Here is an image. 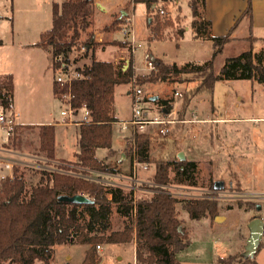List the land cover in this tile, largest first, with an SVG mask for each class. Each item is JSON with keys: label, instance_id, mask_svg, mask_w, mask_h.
<instances>
[{"label": "rangeland", "instance_id": "obj_1", "mask_svg": "<svg viewBox=\"0 0 264 264\" xmlns=\"http://www.w3.org/2000/svg\"><path fill=\"white\" fill-rule=\"evenodd\" d=\"M62 1L19 0L15 8L13 0H0V39L4 40V43L0 42V81L8 70L22 69V56L17 41H22L24 45L21 48L24 51L27 49L33 51L36 48L35 44L40 41L41 33L51 28L53 4ZM119 1L113 0L114 4H118ZM190 1H160L149 13L145 4H137L134 9H131L129 17L134 18L137 47L134 53L127 44L125 46L119 41L114 42L118 47L120 46L119 48L109 44L113 38L124 41L122 34L118 32V25V27L115 26L110 30L106 28L112 24L115 18L106 20V18L95 19L92 16L90 26L82 32L78 46L93 34L96 42L102 39V42H99L95 48L103 46L104 50L115 49L118 52L123 50L124 59L117 62L118 68L123 71L128 69L130 57L134 55L138 74L134 67L133 70L138 87L142 88L145 94L150 92L159 94L156 107L151 106L150 108L160 114L162 109L160 106L163 104V100L171 101L170 103L176 101L177 111L180 113L183 98H176L175 93L181 92L185 95L187 91L197 85L201 78L182 74L181 76H174L170 81L153 84H139L138 78L150 73L144 70L146 54L161 60V62L163 61L166 63L165 65L177 64L178 66H183L188 62L204 63L212 59L214 53L212 41L194 36L191 27L193 13ZM4 4H6V8ZM243 5L244 3L241 6L243 7ZM242 7L234 6L232 8L230 6L227 11L224 10V15L217 16V19L221 18V21H217V28L210 33H221L227 23H234L242 12L240 11ZM160 8L165 9L167 15H159L158 10ZM124 9L129 10V7H124ZM200 12L204 15L203 8L200 9ZM178 14L181 16L177 17ZM115 17L118 19L122 18L123 15L117 11ZM176 17L175 21L184 19L180 26L175 28V25L180 22H175L170 26L165 25V21L174 20ZM224 18L225 23L222 22ZM184 28H186L185 31ZM179 32L180 35L185 32L184 36L177 37L176 33ZM156 34L158 35L157 38L155 37ZM249 36V21L243 19L236 33L232 35L233 40L227 43L223 51L214 59L216 74L220 73L228 59L249 51L251 46H254L255 50L258 51L255 53V60L260 59L261 63L264 64V43L262 46L255 45L248 39ZM13 38L16 44L13 43ZM255 50L253 49V51ZM40 51L41 62L43 61L44 66L36 70L29 68L23 97L19 95L18 99L22 105V120L25 122V126L16 133L9 143L3 145L4 150H8L4 154L21 162L18 163V168L24 172L29 189L32 184L41 181L43 170L51 171L55 166L63 165L51 162L44 163L25 156H43L39 150V127L54 118L56 124V119H60V111L63 108V104L55 98L52 90L55 80L51 55L46 51ZM83 52L79 49L69 54L75 67H83L85 63L90 62L89 57H85ZM114 63L116 62L114 61ZM124 65H126V69L123 68ZM132 83L133 79L127 86L120 87L117 91L115 113L120 119L131 116V96L128 95L127 91L132 89ZM187 110L189 115L196 114L200 118H206V116L212 118L214 116L212 113L215 112L218 116L239 120L219 125L204 124L202 121L203 123L196 125V129L194 128L193 131L188 126L189 124L188 127L184 124V127H180L176 131L180 141L174 146L169 142V136L163 137L157 134L156 128L158 127H152L151 132L148 131L151 134L145 132L154 140L152 153L156 158L173 162L179 160V152H185L188 155L185 156V160L193 159L197 162L195 182L192 184L178 181L175 178L173 167H171V185L169 187L168 184V188L167 185L165 186L167 191L173 193L181 201L204 197L218 200L217 216H206L200 220L190 219L188 212L180 205L178 206L179 219L182 222V227L186 229L189 235L190 244L177 255V258L180 264H225L219 263V259L234 256L231 264H240L243 260L248 259L246 245L251 234L250 222L259 217L264 223V200L249 194H264V83L254 79L217 80L213 94L203 93L193 97ZM150 116L155 117L157 114ZM248 118H253V120ZM75 127L80 128L78 126H56L57 140L60 145L59 154L62 152L65 156H73L78 149L76 141L78 131ZM200 127H203L202 131L206 130L204 135L201 133L202 131H197ZM120 128L119 124L112 126L113 146L116 150L125 147L127 138L130 136V130H121ZM173 132H170V136ZM126 152L131 158L130 149H126ZM107 154L106 149L99 151L100 158ZM56 159L58 158L56 157ZM62 161L72 165L76 163ZM150 166L152 168V177L150 178L153 181L154 164ZM122 173L126 172L123 171ZM139 178L142 176H138ZM217 180L223 181L225 184L222 192L213 191L212 185ZM107 186L109 190L114 187L111 184H107ZM147 188L148 190H155V184L148 185ZM140 191V189L136 190L137 200L151 197L145 194L147 190ZM152 194L150 192V195ZM249 201L259 203L261 208L259 210L246 208ZM123 225L124 219L114 214V229H119ZM261 243L262 246L255 255L250 256L251 259H248L247 264H264V229ZM100 245L103 246V244ZM88 249L89 246L84 244L57 245L50 262L51 264H82ZM135 255V238L124 244H104L101 253L96 246L92 264H134ZM36 263L42 264L43 261L38 259ZM6 264L13 263L7 261Z\"/></svg>", "mask_w": 264, "mask_h": 264}, {"label": "trees", "instance_id": "obj_2", "mask_svg": "<svg viewBox=\"0 0 264 264\" xmlns=\"http://www.w3.org/2000/svg\"><path fill=\"white\" fill-rule=\"evenodd\" d=\"M160 1L168 0H132L130 3L145 4L148 10H152ZM205 1H190L192 29L196 38L212 41V59L204 63L188 62L183 66H167L155 59V70L138 78L139 84L167 82L182 74L201 78L194 88L183 94L182 109L178 115L181 120L185 119L192 98L203 93L212 95L217 80L254 79L264 83V64L260 59L255 60L254 46L240 56L228 59L220 73H215L214 59L231 41L232 29L223 36L211 35V21L200 12L201 8L204 9ZM95 9V0H63L53 4L51 28L43 32L40 41L35 44L51 55L53 67L56 57L63 56L70 62L69 54L81 50L82 46L85 47V57L94 55L99 42L95 41L93 34L78 44L82 32L90 26ZM251 12V0H248L245 14L249 16ZM170 20L165 21V25H172ZM124 21L125 17L118 18L106 28L113 29ZM249 40L255 41L254 38ZM133 67V55L130 57V66L124 71L113 62L97 61L95 58L83 67H76L86 78L72 83L69 91L72 106L79 109L85 105L92 119L79 128L80 152L73 165H78L80 169L61 165L51 171L43 170L41 181L32 184L29 189L24 172L15 168L14 178L2 183L0 264H6L7 261L13 264H37L38 259L43 261L42 264H51L55 247L62 244L90 246L82 264H92L97 245L124 244L133 238L136 239V264H180L177 255L189 246L190 240L179 219L178 206L185 209L192 220L217 216L218 200L204 197L181 201L167 191L165 186L170 184L171 167L180 182L192 184L195 182L197 163L189 160L166 162L156 158L152 153L154 140L147 133L137 136V153L141 163L154 164L153 182L156 191L151 197L134 202L133 197L120 189L109 190L102 177L96 175L114 173L113 164L99 160L96 152L103 148L113 154L112 126L119 121L115 114V88L132 81ZM0 86L13 92V77L7 75ZM67 92L68 87L54 83L53 94L56 99ZM162 102L167 113H170L173 110L171 101ZM39 128L42 157L50 161L57 160L55 125H41ZM80 194L91 202L76 203L61 199ZM258 205L257 202L249 201L246 208L257 209ZM114 214L124 219V225L119 229H114ZM233 258H221L219 263L231 264ZM248 259L240 264H247Z\"/></svg>", "mask_w": 264, "mask_h": 264}, {"label": "crops", "instance_id": "obj_3", "mask_svg": "<svg viewBox=\"0 0 264 264\" xmlns=\"http://www.w3.org/2000/svg\"><path fill=\"white\" fill-rule=\"evenodd\" d=\"M131 1L132 0H128V1L120 0L118 4H114L113 0H95L96 10H95V12L93 14V17L95 19L96 18H102V19L106 18V20H110V19H114L115 18L113 20V22H114L115 20H117L116 17H115L116 12L120 11V13H122L123 17H125V20H126V18L130 16L129 15V11L131 9H134V7L137 5V4H131L130 3ZM176 1H178V0H176ZM13 2H14V5H15V8H16V6L18 5L19 0H13ZM243 3H244V5L242 7L241 5ZM247 5H248V0H235V1H233V0H228V1H226V0H206L203 11H204V15H205L206 19L211 21V29H210V31H214V29L217 28V21L218 20L221 21V18L217 19V16L224 15V13H223L224 10L227 11V8H230V6H232V8L234 6L235 7L237 6L238 8L242 7L240 9V11H242V12L235 19L234 23L231 24V22H230V23L226 24V26L224 27V29L221 32L223 34L217 32V34H211V35L212 36H223V35H226L227 33H229V31H231V29H232L231 35H230L231 41H232L233 40L232 35L236 33L241 21L243 19H248V21H249V31H250V36L248 37V39L254 38L255 41L253 42V44H255V45L259 44L260 46H262V44L264 43V0H251L252 12H251V15H249V16L245 14V10L247 8ZM4 7L6 8V4H4ZM124 7H129V10H125L126 8L124 9ZM147 11L149 13L150 10L147 9ZM149 16H152V15H149ZM178 16H181V14H178L177 17ZM177 17L174 20L171 19L173 23L180 22V23H177L178 25H175V28L180 26L182 21H184V19H180L179 21H175L177 19ZM234 17H236V15H234ZM223 20L224 21H222V22L225 23V18ZM149 23H150V21H149ZM191 27H192V25H191ZM233 27H234V29H233ZM185 29L186 28H184V31H185ZM47 30L48 29H46V31ZM193 33H194V31H193ZM184 34H185V32H184ZM184 34L180 35V32H179V33H176V36L177 37H179V36L183 37ZM155 37L157 38L158 35H156ZM116 41L124 43V41L122 39L120 40V39H117V38H113V40L109 44L116 45V44H114V42H116ZM0 42L4 43V40L0 39ZM15 42L16 41L13 38V43L16 44ZM98 42H102V41L98 40ZM17 43H19L18 44V49L20 50L21 56H22V63H23L22 69H17L16 70L14 68L13 70H8L7 72H5V74L3 76V79L0 81V83L5 79V77L7 75H11L13 77V84H14L13 93H14V96H15V99H16L17 103L20 105V107L22 109V105H21V103L19 102L18 99H19V95L23 97L24 88H25V82H26V76H27V74L29 72V68L31 67L32 70H36L37 68H39V69L43 68L44 65H43V61L41 62V53H40L41 49L40 48L36 47L37 49L35 48V49H33V51H30L29 49L24 51L21 48V46L24 45V44H22V41L18 40ZM113 45H111V46H113ZM25 46H29V45H25ZM111 46H109V47H111ZM127 46H128V44H127ZM102 47L103 46H99V48H95L94 55L90 54V56H88L89 59H90V62L93 60V58H95L97 61H109V62H113V63L115 61L116 63H114V65L118 68L117 62L119 60L124 59V56L122 55L123 54V50L121 52H118V50H115V49H111L109 51L108 49L104 50ZM254 50H255V48H254ZM255 53H258V51L255 50L254 54ZM133 59H134L135 72L138 74V70H137L138 68H136V65H135L136 62H135L134 55H133ZM155 59L159 60L157 58H153V60H155ZM90 62L85 63V64H89ZM164 64H166V63H164ZM167 65H171V64H167ZM123 68L126 69V65H124ZM141 74H145V73H141ZM151 84H153V83H151ZM123 86H127V84L117 85L116 88H115V103H116L117 91L120 89V87H123ZM130 92H131V90L128 89V91H127L128 95L130 94ZM147 95L149 96V100L147 101L146 107L149 109L150 114L154 115L156 113L157 115H160L159 112H157L155 110H152L150 108L151 106H153L154 108L156 107V105H157L156 102H158V100H159V94L157 92L154 93V94L150 92ZM155 96H157L158 99L157 100H152V97H155ZM171 104H173V106H174L173 110H172L173 113H175V115H177V114L179 115V112L177 111L178 110V105L176 104V101L174 103H171ZM162 105L160 106V108H163ZM22 111H23V109H22ZM165 111H166V109H165ZM212 114L214 115V116H212V118H210V116H206V118H200L196 114L195 115L194 114L189 115V112L187 111L185 119L197 120V122L187 123L186 126L189 124L188 126L193 131L194 128L196 129V125H198L200 123H203V122H204V124L212 123L213 125H219V124H215L213 122V120H215V119H227V120H231L232 122L234 120H239V119H235V118H231V117L218 116L215 112H213ZM192 115H193V117H192ZM129 118H130L129 116L126 119H120L118 117L119 121L115 122L114 124H119L120 127H121L122 126L121 125L122 122L127 121ZM248 119L249 120H253V118H248ZM54 121H55V118L51 119V121H48L47 123H44V124H41V125H50L51 124V125H55V127L56 126H61V125L55 124ZM56 121H58V119H56ZM24 124H25V122H24ZM27 124H29V123H27ZM184 126L185 125L183 123L175 124V125L171 126V129H172L171 131L172 132L174 131V132H173V134L171 136L169 135V142H171L173 144V146L176 145L178 143V141H180L179 138H178L179 136L177 135V132H176L177 129H179L180 127H184ZM152 127L156 128V126H150V127H148V130H146V131L147 132L148 131L151 132V128ZM76 129L78 131L77 132V140H76L78 149L74 152L73 156H65V154H63L62 152H61V154H59L60 153L59 152L60 151V145L58 143L57 135H56V157L58 159L54 160V161H50L48 159H45V160L42 159V160L46 161V163L51 162V163H54V164L55 163L56 164H63V165H66V166H72V167H75L77 169H80V167L78 165H72V164H69V163H64L62 161V160L70 161V162L71 161H73V162L77 161L76 155L80 152V146H79V137H80V135H79V128H76ZM202 130H203V127H200V128H198L197 131L201 132ZM205 131L206 130L202 131L201 133L205 134ZM150 132H148V133L151 134ZM101 149H103V148H99L97 150V152H96L97 158L99 160H102V161L106 162V163H109V162L112 163L113 164V168H114V173H97L96 174L97 176L98 175H99V177L101 176L103 178L102 180L105 181V183L111 184L112 186H114V187H112V189H120L124 193L129 194L131 197H133V199L136 198V193H137V192H134V190H133L134 188H136L137 190L140 189L141 190L140 192H142L145 189V190H147V192L144 191V192H146L145 194H147V196H152V195H150V192L154 193L156 190H152V189L148 190V188H147L148 185H153L154 184V182L151 180L152 178H150V177H152V168H151L150 164H148L149 165V169H147V170L139 168L138 176H142V178H139L138 179V183L135 184L132 181V177H131L132 159L130 158L128 152H126V149H127L126 146L123 147L122 149H118V150H116L114 148V146H112L113 154H109L108 149H106L108 151V154L106 156L102 157V158L99 157V151ZM179 153H178V155H179ZM183 153L185 154L186 157L188 156L185 152H183ZM25 156H27L30 159H37V160L41 159V157H31V156H28V155H25ZM189 161H195V160L189 159ZM197 167H198V165H197ZM128 168H129V171H128ZM54 169H56V166L54 167ZM123 171L126 172V173H122ZM145 178H147V179H145ZM175 178H176V173H175ZM217 181H219V180H217ZM170 185L171 184H169V187H170ZM138 186H141V187H138ZM166 187L168 188V185ZM126 189H127V191H126ZM213 191H221V190H216L215 188H213ZM171 194H173V193H171ZM109 198H111V194H109ZM103 247H104V244L102 246V249L98 250L100 253L103 251ZM89 248H90V246H89ZM100 261H101V259H100ZM134 264H136V260H134Z\"/></svg>", "mask_w": 264, "mask_h": 264}, {"label": "built area", "instance_id": "obj_4", "mask_svg": "<svg viewBox=\"0 0 264 264\" xmlns=\"http://www.w3.org/2000/svg\"><path fill=\"white\" fill-rule=\"evenodd\" d=\"M57 1V0H54ZM159 15H167L165 9L160 8L158 10ZM118 32L123 36L124 42H127L128 47L134 53L136 50V38L134 30V18L127 17L125 22L120 24L118 27ZM102 39H100L101 41ZM85 47L82 46L81 51H84ZM54 80L62 87H68V92L63 94L60 99H58L62 104L63 108L60 111V119L57 123L61 126H78L82 124L91 122V112L83 105L81 108L77 109L72 106V96L70 94L72 83L76 80L85 79L86 76L79 71L74 62H70L63 56H58L54 59ZM144 70L148 72L155 70V65L151 55L146 54V66ZM133 87L130 92L131 96V116L130 118L122 122V130H130V136L127 138L126 148L131 152L132 159V171L131 177L132 181L136 184L138 183V171L141 169H149L147 163H141L138 160L137 153V136L141 133H145L148 127L156 126L158 130V135L167 137L170 135L171 126L175 124H187L194 123L197 120L178 118L173 111L167 113L165 107L160 110V115L151 117L149 109L146 107L149 96L144 93L142 88L137 85L136 78L133 76ZM176 98H182L183 93L176 92ZM23 112L20 105L17 103L14 93L0 86V187L5 180L13 179L15 176V168H18L19 160L6 156L4 153L3 145L9 143L16 135V133L25 126L22 120ZM170 116H173L172 118ZM215 124L226 123L229 124L232 121L227 119H215L213 120ZM41 157L38 161L46 163ZM19 169V168H18ZM136 192V188L133 189ZM219 192V191H217ZM257 199L264 200V194L249 193ZM251 198V197H250ZM137 199H134L136 202ZM97 249L101 250L102 246L97 245Z\"/></svg>", "mask_w": 264, "mask_h": 264}, {"label": "water", "instance_id": "obj_5", "mask_svg": "<svg viewBox=\"0 0 264 264\" xmlns=\"http://www.w3.org/2000/svg\"><path fill=\"white\" fill-rule=\"evenodd\" d=\"M158 97H152V100H157ZM178 158L180 161L185 160V154L183 152H180L178 155ZM225 184L223 181H216L214 184V188L216 190H222L224 188ZM61 199L70 201V202H76V203H87L91 202L89 198L86 196L80 194V195H75L73 197H62ZM261 208L260 205H258L257 209L259 210ZM263 229H264V223L263 221L259 218L256 217L250 222V230L251 234L250 237L247 240V245H246V253L249 256L255 255L257 252L261 241L263 239Z\"/></svg>", "mask_w": 264, "mask_h": 264}]
</instances>
